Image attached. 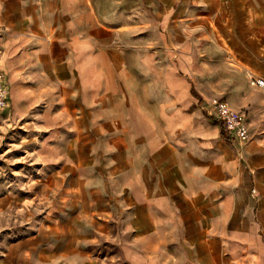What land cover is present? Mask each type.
<instances>
[{"label": "crops", "instance_id": "crops-1", "mask_svg": "<svg viewBox=\"0 0 264 264\" xmlns=\"http://www.w3.org/2000/svg\"><path fill=\"white\" fill-rule=\"evenodd\" d=\"M0 22L53 95L49 256L121 226L143 248L178 235L194 264H264V0H7Z\"/></svg>", "mask_w": 264, "mask_h": 264}, {"label": "rangeland", "instance_id": "rangeland-1", "mask_svg": "<svg viewBox=\"0 0 264 264\" xmlns=\"http://www.w3.org/2000/svg\"><path fill=\"white\" fill-rule=\"evenodd\" d=\"M6 1L0 0V12ZM17 39L0 22V69L8 88L0 113V264H9L12 248L20 243L23 264H194L181 250L178 235L153 236L143 248L121 226L119 233L92 234L94 240L79 242L66 257L47 254L58 238L48 236L47 228L54 229L51 222L64 204L47 162L52 155L46 153L52 144L47 109L53 95L38 87ZM57 229L64 231L61 225Z\"/></svg>", "mask_w": 264, "mask_h": 264}, {"label": "built area", "instance_id": "built-area-1", "mask_svg": "<svg viewBox=\"0 0 264 264\" xmlns=\"http://www.w3.org/2000/svg\"><path fill=\"white\" fill-rule=\"evenodd\" d=\"M251 84L259 86L264 90V78L251 76ZM8 88L5 82V74L0 69V113L7 104ZM217 118L220 120L223 129L239 141H246L249 138V124L245 116L235 110L228 109L225 103L218 102L214 105Z\"/></svg>", "mask_w": 264, "mask_h": 264}]
</instances>
